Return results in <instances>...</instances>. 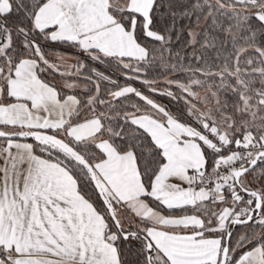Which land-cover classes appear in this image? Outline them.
Masks as SVG:
<instances>
[{
    "label": "snow or ice",
    "instance_id": "1",
    "mask_svg": "<svg viewBox=\"0 0 264 264\" xmlns=\"http://www.w3.org/2000/svg\"><path fill=\"white\" fill-rule=\"evenodd\" d=\"M0 264H264V0H0Z\"/></svg>",
    "mask_w": 264,
    "mask_h": 264
}]
</instances>
